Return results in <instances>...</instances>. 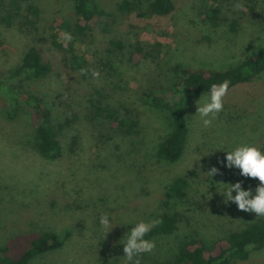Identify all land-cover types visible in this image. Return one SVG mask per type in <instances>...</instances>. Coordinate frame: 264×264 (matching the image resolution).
Listing matches in <instances>:
<instances>
[{
    "label": "rangeland",
    "instance_id": "obj_1",
    "mask_svg": "<svg viewBox=\"0 0 264 264\" xmlns=\"http://www.w3.org/2000/svg\"><path fill=\"white\" fill-rule=\"evenodd\" d=\"M120 1L98 0L107 13V31L99 26L82 36L72 33L76 17L70 0H18L23 10L12 16L10 25L0 15L2 76L19 65L28 45L53 64L46 78L25 81L15 92L36 96L49 110L62 152L57 160L43 158L35 147L31 114L20 107L10 119L0 96V248L8 255L53 231L63 245L35 256L32 263L128 264L119 241L131 225L177 213V228L150 238L156 247L139 257L140 264H155L174 256L192 238L210 247L264 218L224 202L221 192L228 183L243 180L254 191L258 181L218 163L224 157L221 149L239 143L264 149V73L228 90L223 109L209 117L208 127L196 115L197 104L208 94L184 98L189 136L176 162L155 154L171 128L169 113L144 102L145 92L166 93L179 80L177 64L225 69L264 50V0H175L171 15L147 20L121 13ZM10 2L0 0V13ZM65 32L70 41L64 40ZM54 38L69 43L74 56L55 47ZM137 47L142 50L136 56ZM94 104L136 120L135 131L112 127L108 114L97 115ZM211 165L221 167L222 174L209 176ZM177 177L187 180L186 197L165 205L164 193ZM105 213L113 224L108 234L99 223ZM233 264H264V249Z\"/></svg>",
    "mask_w": 264,
    "mask_h": 264
},
{
    "label": "trees",
    "instance_id": "obj_2",
    "mask_svg": "<svg viewBox=\"0 0 264 264\" xmlns=\"http://www.w3.org/2000/svg\"><path fill=\"white\" fill-rule=\"evenodd\" d=\"M72 2L75 21L72 33L74 35H88L95 27L101 26L107 31V22L104 21L106 11L100 6L98 0H70ZM140 5L145 6L144 8ZM6 11L0 13L1 22L11 24L12 16L21 15L22 7L18 0H11ZM176 8L175 0H121L117 9L130 17L147 20L171 15ZM37 14V8L28 5ZM216 11L212 10L211 18ZM102 23V24H101ZM53 45L65 49L74 56L72 46L68 43L58 42L53 39ZM140 55L141 47L136 48ZM134 55V56H135ZM146 55V54H145ZM53 70V64L46 59L42 52L33 45H28L21 54L19 65L7 76L0 74V96L7 104V116L16 117L20 107L26 109L32 118L34 129L35 147L39 154L48 160H57L61 157V143L59 134L50 122L49 110L34 95L15 92L17 85L27 81H37L46 78ZM175 70L180 74L179 80L172 88L163 94L154 92L144 93V102L159 111H166L171 118V128L165 138L155 149L156 157L166 162H176L184 152L189 126L183 109V100L190 93L209 94L213 84L229 82V88L237 84L250 82L255 77L264 73V50L250 55L238 64L225 69H190L175 65ZM95 113L101 115L106 112L112 127L119 131L131 133L135 131L136 120L129 117H119L115 110H104L99 105H93ZM187 180L184 177L175 178L164 193V204L168 205L171 199L186 197ZM153 219H159L160 224L153 228L147 238L169 235L176 228L178 214L164 212ZM64 240L53 231H44L32 239L28 246L17 255H8L6 250L0 248V264H34L32 259L40 254L53 251L61 247ZM264 249V218L249 223L242 229L229 232L208 247L203 240L192 238L184 243L182 248L171 258L156 262L155 264H233L236 261H246L251 254Z\"/></svg>",
    "mask_w": 264,
    "mask_h": 264
},
{
    "label": "clouds",
    "instance_id": "obj_3",
    "mask_svg": "<svg viewBox=\"0 0 264 264\" xmlns=\"http://www.w3.org/2000/svg\"><path fill=\"white\" fill-rule=\"evenodd\" d=\"M63 38L70 41V33H63ZM98 73L93 72V76ZM229 82L224 81L220 84H213L209 89V94L202 103L197 104L196 115H199L205 127L212 123V119L223 109V97L227 94ZM200 100V99H199ZM224 152V157L218 163L222 168L229 171L238 170V175L245 179H255L258 181L254 191L252 187L245 188L243 180H237L235 183H228V187L221 192L224 202L235 203L237 208L246 213H254L258 217H264V149L257 147L253 143L243 142L235 145ZM216 152V151H215ZM221 167L211 165L207 174L212 178L221 175ZM235 193V195H233ZM99 223L108 234L113 229L112 221L108 214H103L99 218ZM160 224L159 219L148 221H139L131 225L119 241L123 245V257L128 264H140L139 257L145 253H151L156 247V242L149 239L148 234L153 228ZM123 241V242H121Z\"/></svg>",
    "mask_w": 264,
    "mask_h": 264
}]
</instances>
